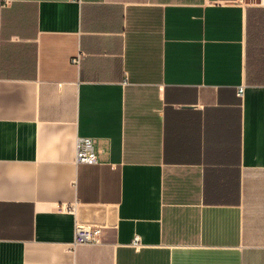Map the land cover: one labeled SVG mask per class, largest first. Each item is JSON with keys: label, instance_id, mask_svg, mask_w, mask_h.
Listing matches in <instances>:
<instances>
[{"label": "crops", "instance_id": "0c3cea01", "mask_svg": "<svg viewBox=\"0 0 264 264\" xmlns=\"http://www.w3.org/2000/svg\"><path fill=\"white\" fill-rule=\"evenodd\" d=\"M0 264H264V6L0 0Z\"/></svg>", "mask_w": 264, "mask_h": 264}, {"label": "built area", "instance_id": "2783aa9c", "mask_svg": "<svg viewBox=\"0 0 264 264\" xmlns=\"http://www.w3.org/2000/svg\"><path fill=\"white\" fill-rule=\"evenodd\" d=\"M243 1V0H237ZM251 3L264 6V0H250ZM74 62L78 61V56L72 59ZM238 95H242L243 86L237 88ZM95 138L92 136L78 135L75 143V159L80 163H97V153L95 150ZM101 227L98 225L76 224L74 229V237L72 245L82 243H98L100 241ZM131 244L134 247L140 246V240L136 236L133 238Z\"/></svg>", "mask_w": 264, "mask_h": 264}]
</instances>
